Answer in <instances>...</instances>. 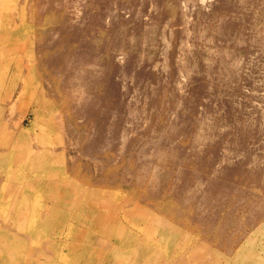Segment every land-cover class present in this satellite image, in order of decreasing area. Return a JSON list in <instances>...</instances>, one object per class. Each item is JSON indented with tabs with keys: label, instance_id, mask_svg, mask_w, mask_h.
Instances as JSON below:
<instances>
[{
	"label": "rangeland",
	"instance_id": "rangeland-1",
	"mask_svg": "<svg viewBox=\"0 0 264 264\" xmlns=\"http://www.w3.org/2000/svg\"><path fill=\"white\" fill-rule=\"evenodd\" d=\"M0 264H264V0H0Z\"/></svg>",
	"mask_w": 264,
	"mask_h": 264
},
{
	"label": "bare ground",
	"instance_id": "bare-ground-1",
	"mask_svg": "<svg viewBox=\"0 0 264 264\" xmlns=\"http://www.w3.org/2000/svg\"><path fill=\"white\" fill-rule=\"evenodd\" d=\"M119 255V254H118Z\"/></svg>",
	"mask_w": 264,
	"mask_h": 264
}]
</instances>
